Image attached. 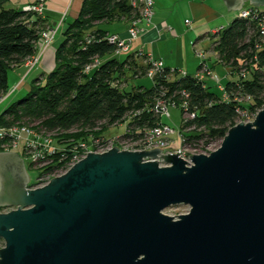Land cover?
Returning <instances> with one entry per match:
<instances>
[{
    "label": "water",
    "instance_id": "1",
    "mask_svg": "<svg viewBox=\"0 0 264 264\" xmlns=\"http://www.w3.org/2000/svg\"><path fill=\"white\" fill-rule=\"evenodd\" d=\"M255 119L190 167L160 148L114 147L43 188L20 154L0 151V264H264V106ZM182 204L190 213H163Z\"/></svg>",
    "mask_w": 264,
    "mask_h": 264
},
{
    "label": "trees",
    "instance_id": "2",
    "mask_svg": "<svg viewBox=\"0 0 264 264\" xmlns=\"http://www.w3.org/2000/svg\"><path fill=\"white\" fill-rule=\"evenodd\" d=\"M15 1L0 0V97L9 90L8 72L36 54L40 33L46 29L43 16L18 8ZM79 14L62 33L64 39L57 47L55 68L35 80L27 96L0 115V128L33 126L48 134L79 130L78 137L85 141L84 135H96L100 128L121 125L140 111L143 114L130 119L129 131L120 139L137 141L163 123L160 115L151 111L155 100L163 96V100L170 99L178 105L188 100V111L195 113V119L183 121L181 133L185 146L201 153L213 145L220 146L229 130L240 122L241 114L253 115L263 109L264 45L248 20L236 17L212 36L210 52L215 53L217 60L211 68L223 65L231 75L246 68L248 74L247 78L236 75L226 80L225 91L219 95L206 81L168 67L154 77L152 87L136 85L123 90L119 83L125 79L147 77L152 68L147 64L148 57L133 53L125 59L116 57L117 46L108 40V31L96 26L126 23L137 11L130 0H83ZM98 60L96 68L87 72V67ZM181 111L184 116L185 111ZM191 128L195 131L187 133ZM61 155L55 158L56 162ZM54 168L47 170L52 172Z\"/></svg>",
    "mask_w": 264,
    "mask_h": 264
},
{
    "label": "built area",
    "instance_id": "3",
    "mask_svg": "<svg viewBox=\"0 0 264 264\" xmlns=\"http://www.w3.org/2000/svg\"><path fill=\"white\" fill-rule=\"evenodd\" d=\"M47 0H34V3L31 5H27L24 10L32 11L36 15L43 16V12L45 10ZM132 8L137 11V14L129 19L127 23V32L126 36H122L121 34H108L107 38L113 45L117 46V50L115 52V56L127 54L129 55L132 43L138 40L142 35L146 34V32L154 27L153 18L155 16V4L156 0H130ZM238 18H243L248 20L250 23L254 24V29H256V34L258 38L262 41L264 45V9L262 7L250 6L249 4L238 13ZM190 25V23H188ZM60 27H49L41 31L40 33V41L38 43L37 52L32 57L28 58L25 63L28 67H34L42 54H44L50 45L55 41V36L57 35ZM88 42L90 38H87ZM260 44L259 46H261ZM257 47L258 44L256 45ZM200 58L204 60L200 65H202V69L197 73L196 78H199L202 81L212 80L215 82L217 87L220 88L223 92L225 91L224 81L231 78V71L227 70L226 75L223 79L219 78L214 74L213 69L211 68V64H207V55L205 53H198ZM138 56L142 55L137 54ZM97 63L95 65L87 67V72L92 71L96 68ZM147 64L151 65V69L147 75L152 81L155 79L154 77L160 73L164 66V63L160 60H156L153 57H148ZM174 71V70H173ZM181 75L182 72H179ZM240 78H247V70L243 68L240 71ZM225 79V80H224ZM185 98L188 95L183 94ZM163 97V96H162ZM162 97L156 99L154 105L151 107V111L160 115L161 118L164 116L171 117V113L168 110L169 108H176L180 106L181 109L185 111V119H195V113L189 112V102L186 99L180 105L175 103L173 100L167 99L163 100ZM225 97V95H224ZM6 99V96L0 97V103H2ZM143 112H135L129 119L134 118L135 116L142 115ZM245 114V113H244ZM246 115V114H245ZM239 123V122H238ZM189 131H195V128L189 129ZM180 133V131H179ZM180 133V147L176 150H172L171 144L175 142L171 139L174 135V130L168 124L161 123L155 128L146 132V136L137 141H122L120 140V144L116 145L113 142L110 144L106 141L97 140L93 145L89 144H78L76 145V151L72 152V156L66 155L65 151L60 150L57 146H55L53 139L50 134L46 132H39L34 130L32 127L27 126H14L8 129L0 128V147L4 152H17L20 156L25 159L28 158L31 161L32 165L36 164V166L43 165L45 163H49L50 160L53 159L55 154H62L58 162H56L53 166H55L52 172H48L39 179V184L35 183L34 188H43L48 185L52 179L55 177L63 176L67 173V171L75 166L78 162L85 159L89 153H106L111 151L114 147H119L120 150H128V151H144V150H154L156 148H160L163 151V154L171 153L177 154L181 156L188 164L189 167L192 165L191 156L201 154L198 150H194L186 147L185 145V137H183ZM70 152V151H69ZM206 152V151H204ZM25 161V160H24ZM161 162V167H164V163ZM10 211V210H9ZM8 212V211H7Z\"/></svg>",
    "mask_w": 264,
    "mask_h": 264
},
{
    "label": "crops",
    "instance_id": "4",
    "mask_svg": "<svg viewBox=\"0 0 264 264\" xmlns=\"http://www.w3.org/2000/svg\"><path fill=\"white\" fill-rule=\"evenodd\" d=\"M33 3L34 0H16L14 5L18 8L24 9L27 5H31ZM45 4L46 6L43 12V19L45 20L46 28L60 27L61 30L63 29V26H68V24L78 18L83 0H47ZM216 4H218V0H156L154 8L155 16L153 18L154 27H151L146 34L142 35L138 40L132 43L130 53H141L147 57H153L156 60L162 61L164 66L171 68L172 70L177 69L183 74L193 76L197 75L200 65L197 67L195 73L192 74L189 71L191 70V67L189 65L190 62L188 61L191 56L190 50H194L198 39L203 36H199L195 43H192L193 41L190 37H196V35L203 33L207 28L208 24L206 22H201L204 18L207 16L209 18L218 17L219 12L214 8ZM220 17H222L223 21H228L226 14L221 13ZM188 23H190V25ZM125 24L124 31L120 30L115 33H111L108 30L106 31H108L109 34H121L122 36H126L128 26L127 23ZM190 33L192 36H189ZM214 33L216 34L218 32L214 30ZM169 39L170 41L177 39L183 43L182 48L185 49V51L181 52L179 50V52H177L180 54L178 55L180 57H174L175 52L171 53V55L169 53L167 54L166 49L163 47V43L167 44ZM60 42L61 41L57 44ZM57 44L54 41L50 48H48V50L40 56L39 63H37V65L33 68L27 67L26 64H23L10 70L18 73L19 79L16 82L17 86L18 84L20 87L27 86L28 90H30L32 83L35 80H39L45 75L51 73L56 66L55 45ZM213 58L214 61L212 62V66L217 60L216 57L213 56ZM219 68H222V75H224L227 68L223 65L216 64L213 68L214 73ZM31 74H33V76L36 75V79L33 82L30 80V82L26 84L28 78H25L30 77Z\"/></svg>",
    "mask_w": 264,
    "mask_h": 264
},
{
    "label": "rangeland",
    "instance_id": "5",
    "mask_svg": "<svg viewBox=\"0 0 264 264\" xmlns=\"http://www.w3.org/2000/svg\"><path fill=\"white\" fill-rule=\"evenodd\" d=\"M246 6L248 5V3L245 4ZM9 7H12V5L8 4ZM216 10H218V17L221 16V13L226 14V17L228 19V21H223L222 17L218 18V17H211L209 18L208 16L206 18H204L201 22L203 23H207V28L204 30L203 33L196 35V37H190L192 38V43H195L197 40V38L199 36H203L205 37L204 39L197 41V44L194 48V50H190V59L188 62L191 70H189L192 74L195 73V71L197 70V67L204 61L202 60V58H200L198 53H205L207 55V64H211L212 67V62L214 61V57H216L215 53L210 52V49L212 47L213 42V37L212 35H214V30H216L217 32L222 28V27H227L233 20L236 19L238 13L237 12H230L227 10V8L224 5L223 0H218V4L215 5L214 7ZM262 9H264V7H262ZM206 19V20H205ZM218 20V21H217ZM125 23L121 22V21H116V22H105V23H99V25L96 26V28L102 29V30H108L111 33H115L117 31H124L125 30ZM65 27L67 26H63V29H59L60 31H58L57 35L55 36L56 40L55 43L57 44L59 41H63L64 37L62 35L63 31L66 29ZM56 28V27H55ZM189 28V27H188ZM48 29V28H46ZM214 33V34H213ZM189 36H192V34L190 33ZM61 42L57 45H55L56 51H57V47L61 44ZM164 44V45H163ZM163 47L166 49L167 54L169 53L171 55V53H174V57L178 58L180 56V54H178L177 52H179V50L181 52L185 51V49L182 48L183 43H181L180 40L177 39H173L167 42V44L163 43ZM51 46V45H50ZM134 47V45H133ZM185 54V53H184ZM42 56V55H41ZM56 56V54H55ZM116 57H119L121 59H125L126 55L122 54V55H118ZM175 58V59H176ZM102 61V60H101ZM39 63V61H38ZM37 65V64H36ZM29 67V66H28ZM31 68V67H30ZM33 68V67H32ZM227 68V67H226ZM94 70V69H93ZM227 70H229L227 68ZM238 71H235V75H231V78L239 76L238 78H240V71H242L241 68L237 69ZM9 78H8V84H9V90L7 92L6 99L0 103V115L5 112L7 110V108L12 105L13 103L18 102V100L24 98L27 96L29 90L27 88V86H18L16 85L17 80L19 79L18 77V73L9 71ZM215 75H217L219 78L223 79L224 75L227 77L226 73L224 75H222V68H219L218 70L215 71L214 73ZM36 76V75H35ZM33 76V74L30 75V77H26L25 79L28 78V80L26 81V84H28V82H33L36 77ZM130 76V74H129ZM206 84L208 87H211V90H213L214 92H216L217 94L221 95L222 94V90H220L219 87H217V85L215 84L214 81L212 80H207ZM33 85V83H32ZM120 87L124 90H130L131 87L139 85V86H145V87H152L153 85V81L148 78V77H141L139 79H133V78H129L128 80L125 79L124 82H120L119 83ZM17 86V87H16ZM224 96V93H223ZM171 113V117H167L164 116L162 118V122L165 124H168L172 127V129L174 130V135L171 137L172 140H174L175 142H173L171 144V149L172 150H176L178 149L181 145H180V133L182 130V125H183V121L185 119V116H183V111H181V107L177 106L176 108H169L168 109ZM246 114V113H245ZM241 114V120L239 123L241 122H254L256 119V114ZM248 115V116H247ZM131 120L127 119L125 123L121 124V125H117V126H113L110 127L108 129L105 130H101V128L98 130V133H96V135L94 133H89L87 135H84V137L86 138L85 141H81V139L78 137L80 133L79 130L76 131H72V132H67V133H53L50 134L51 138L54 141L55 146H57L60 150L65 151L63 153H65L66 155L72 156V152L76 151V145L80 144V143H84V144H89V145H93L95 141L99 140L100 141H107L109 144L110 142L115 143L116 145H119L120 143V139L122 137V135L126 134L129 131V122ZM238 123V124H239ZM33 128V126H32ZM34 130L38 131L36 128H33ZM180 131V133H179ZM191 131H187V133H189ZM184 137V134H181ZM222 143V142H221ZM222 144L219 145H213L211 148L207 149L206 152H201V154L204 155H210L212 152L216 151L217 149H219L221 147ZM68 147V150L66 149ZM0 151H3L0 147ZM70 151V152H69ZM165 154V153H164ZM198 154V155H201ZM58 155L55 154V156L53 157L52 160H50L49 163H45L43 165L40 166H34L31 165V161L28 158H25L24 162H26L27 165V170H28V174L30 175V184H39V179L42 178V176L44 174L48 175V170L47 168L50 166H53L56 161L55 158ZM40 185V184H39ZM5 212L9 211V210H3ZM190 207L189 206H185V205H181V206H174V207H170L169 209L163 211V213H165L168 216H173L175 218L180 217L181 215L184 214H188L190 213ZM178 216V217H176ZM5 246V242L4 240H0V249H2Z\"/></svg>",
    "mask_w": 264,
    "mask_h": 264
},
{
    "label": "bare ground",
    "instance_id": "6",
    "mask_svg": "<svg viewBox=\"0 0 264 264\" xmlns=\"http://www.w3.org/2000/svg\"><path fill=\"white\" fill-rule=\"evenodd\" d=\"M9 212V211H8Z\"/></svg>",
    "mask_w": 264,
    "mask_h": 264
}]
</instances>
